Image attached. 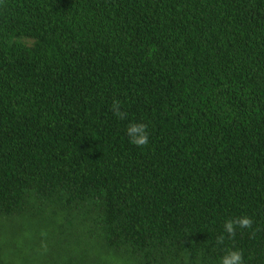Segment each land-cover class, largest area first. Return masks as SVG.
<instances>
[{
  "label": "trees",
  "instance_id": "obj_1",
  "mask_svg": "<svg viewBox=\"0 0 264 264\" xmlns=\"http://www.w3.org/2000/svg\"><path fill=\"white\" fill-rule=\"evenodd\" d=\"M230 249L264 264V0H0V264Z\"/></svg>",
  "mask_w": 264,
  "mask_h": 264
},
{
  "label": "clouds",
  "instance_id": "obj_2",
  "mask_svg": "<svg viewBox=\"0 0 264 264\" xmlns=\"http://www.w3.org/2000/svg\"><path fill=\"white\" fill-rule=\"evenodd\" d=\"M112 112L119 119H125L126 113L121 111L120 102L114 101L112 104ZM126 134L130 143L137 147H144L149 143L147 125L143 123H130L126 128ZM253 220L249 216H241L234 219H228L223 224V231L216 237V245H223L226 239H234L237 229H252ZM219 264H244V254L240 249L227 250L221 256Z\"/></svg>",
  "mask_w": 264,
  "mask_h": 264
}]
</instances>
